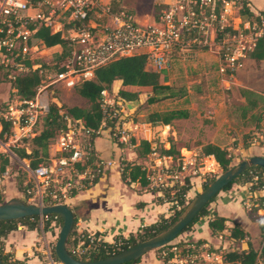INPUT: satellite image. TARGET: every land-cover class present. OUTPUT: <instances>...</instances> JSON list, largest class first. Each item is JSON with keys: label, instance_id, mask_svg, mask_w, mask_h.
Returning <instances> with one entry per match:
<instances>
[{"label": "built area", "instance_id": "2783aa9c", "mask_svg": "<svg viewBox=\"0 0 264 264\" xmlns=\"http://www.w3.org/2000/svg\"><path fill=\"white\" fill-rule=\"evenodd\" d=\"M243 5L242 0H173L159 10L152 23L141 24L129 10H113L111 0H0V72L2 81L9 87L3 99L5 105L0 109V119L11 126L4 137L8 136L13 143L41 128L49 111L47 87L73 88L84 80L93 79L96 68L121 57L143 55L146 68L160 73L162 69H169L173 56L184 59L193 53L195 46L213 45L218 71L221 75L231 76L242 67L245 54L253 50L264 32V17L249 20L240 14ZM41 25L60 34L68 53L59 62L60 70L53 76L46 77L44 73L35 87L34 96L24 98L18 94L14 82L39 67L33 62L34 58L46 47L40 41L33 42L32 38ZM109 91H100L98 103L102 119L97 132L108 127L120 143L129 144L131 137L125 127L129 113L124 111L125 104L116 92L111 90L113 99L109 97ZM63 117L66 126L55 144L57 153L51 163H39L29 168L37 189L36 204L63 203L74 189L93 183L103 168L101 161L93 168L89 165L91 131L80 120L66 114ZM1 129L0 123V132ZM78 133L86 138V142L78 140ZM5 146L9 144L0 141V148ZM150 152L159 155L157 160L175 158V164L160 161L156 164L166 175L170 171L174 178L190 164L181 155L161 156L153 148ZM68 170L69 179L65 180L64 174ZM6 173L7 169L4 170ZM72 174L75 180L70 178ZM258 177L264 180V170L260 175H254L255 179ZM162 184L157 187L173 185ZM43 218L46 215L40 216V220ZM100 240L103 239L91 232L78 234L70 252L82 256ZM172 250L175 253L165 264H193L202 257L220 263L222 258L221 253L209 250L207 244H190V249L185 252L177 251L175 246ZM48 260L51 264H60L50 255Z\"/></svg>", "mask_w": 264, "mask_h": 264}, {"label": "rangeland", "instance_id": "374dc122", "mask_svg": "<svg viewBox=\"0 0 264 264\" xmlns=\"http://www.w3.org/2000/svg\"><path fill=\"white\" fill-rule=\"evenodd\" d=\"M149 1L150 0H120V5L122 9L129 10L132 14L134 13L133 10L135 8L136 13L138 14L137 11H139L142 7H147L148 4L145 5V3ZM242 2L244 3V0H242ZM136 16H138L136 19L142 24L147 20L145 17H142V15ZM210 47H213V51H209L210 48L208 45L195 46L193 47V53L184 59H179V57L173 56L170 59L169 69L160 70L162 80L178 90H184V96L180 95L179 97L173 99L167 98L161 101L151 102L147 101L149 96L147 93L150 89H138L137 93L139 96L137 95V99L132 100L136 101L132 110L129 111L126 106L125 108L127 111L123 109L126 113H129L126 116L125 121L127 124L125 127L129 136L132 137L136 143H138V141L142 138H150L151 147L156 151V154H160L161 148H167V143H173V145L175 144L177 146H185L188 149H195L192 153L193 163L188 164L185 170L180 171L177 178H174L170 171V174L166 175L164 169L159 168V166L155 164L154 161L156 156L159 155H155L153 152H149V155H147L146 158H136L134 160L136 163L142 164L146 167L150 177V183H152L153 186L160 185L161 183H163L162 185H170L172 183L174 185V183H176L175 181L182 182L184 177L188 178L191 189L185 197V207L197 195V193L204 188V184H209L210 179H214L222 172L213 157L202 158V156L199 155L200 147L203 144L212 142L220 147L226 148L232 157L229 167L247 159L250 156H264V128L256 126L255 121L250 117V112H248L245 116H242L239 109V107L244 104V99L239 92L241 88L264 93V58L259 62L253 61L250 59L249 53H247L243 58L242 67L239 68L237 72L231 76L221 75L217 69V60H214V55H217L215 46L211 45ZM60 52L61 46L55 45L45 48L40 53L36 54V59L38 61L51 65L45 72L46 77L53 76L55 74V66L53 65L57 63L55 57ZM3 83L4 82L1 80L0 89H2V87L4 88V86H2ZM5 87L7 88L5 89L6 91L4 94L7 96L9 87L6 85ZM74 87H47L46 97L48 99V103L55 101L58 105L63 104L65 106L89 108L90 103L80 97L75 92ZM111 89L109 91V97L114 99L115 96L113 95V92H111ZM120 89L117 90L116 95ZM2 96L3 94L0 93L1 105L3 103L2 99H4ZM152 112H158L163 115H173L169 123L177 132V136H174V134L171 133V130H167L168 128L166 126L168 125L159 122H149L148 114ZM43 121L44 118L42 120L41 128L43 127ZM12 133L13 130L10 134ZM60 134L61 132L57 131L53 142L48 146L49 155H53V153L57 151L55 144ZM24 138L11 143L8 136L4 137V135H0V141L2 144H9V146H5L7 148H0V153H3V156L7 158V164L5 166L7 173H2L3 178L1 179L9 183V185L6 184L8 185L7 187L3 184V187L1 186L0 189V191L4 190V193L2 194L5 197L3 202L6 201V197H8L10 193L15 190L14 186H17L19 180L24 179L29 185L25 194H22L24 198L26 196L25 202L37 203V189L34 186L35 182L33 177L28 174V171L30 172V160H26L25 163L27 165L23 166L21 162L22 159H20L14 151V148H22L23 146L27 153H30L32 144L29 139L31 137L27 140H23ZM77 138L80 141L86 142V138L81 133H78ZM22 140L23 142H21ZM136 143L134 144L130 141V143L127 144V148L134 150ZM179 155H184L186 157L187 153L183 150V152H180ZM92 156L93 159L89 162L91 168H93L92 166H94L95 163H99L100 161L94 151L92 152ZM165 156L168 155L165 154ZM145 160L147 162L146 164L143 163ZM213 160L215 162H213ZM43 164H50V161L48 160ZM103 165H105V163ZM64 177L65 180H68L69 174L66 172ZM70 178L75 180V176L73 174ZM252 179L257 180L254 176ZM238 180L239 181L233 183L229 189L244 191L245 185H249V183L243 182V178ZM14 181L16 182L15 184ZM158 188L167 189L169 186H161ZM243 207L248 211L250 218L254 222V226L249 228L247 235L251 238L252 244L257 246L260 240V233L258 231L259 227L257 223L258 215L264 216V213L258 212V210L255 211L256 206L252 204V198H250V195L243 201ZM18 226H20L21 229H23V227L26 228V226L22 224H17V227ZM56 227L58 235L60 226ZM53 228L54 226L50 225V227L45 231L43 221L39 218L37 229H35L36 239L33 241L34 244L30 251V253L37 252L38 255L42 256V260L46 264H51L48 260V255L55 260L52 256V251L57 235L54 236L56 232ZM190 229L191 228L188 230ZM49 231L53 233V236H47L46 232ZM182 233H184V231ZM229 233L230 231L225 229L221 241L229 240ZM180 234L170 243L165 244V246L152 250L154 256L156 258L163 259L167 252L172 250V245H175L180 241L182 242V238H179ZM187 237L190 236H188V234L183 236V238ZM15 239L16 237L11 238L6 236L2 240L4 251L13 253L12 259L16 258L15 253L12 252L14 251L16 245ZM242 239L245 238L243 237ZM195 241L196 240L190 242L194 243ZM216 241L217 239L213 237L209 242L211 244V246L209 244V247L217 245L218 242ZM234 244L235 246L231 243L229 247L234 250L241 251L239 245L240 243L238 242ZM25 245L27 246V243H24V246ZM34 247H36L37 250H35ZM179 250L180 249L177 248V251ZM27 251L29 252V249ZM18 253L23 262L29 257L27 252L20 253L19 251ZM203 259L204 258L202 257L200 260L203 264H219L214 262V260L207 261ZM166 260H163L164 264L166 263ZM55 261L58 262L57 260ZM220 262H222L221 264H226L223 256Z\"/></svg>", "mask_w": 264, "mask_h": 264}, {"label": "trees", "instance_id": "16d2710c", "mask_svg": "<svg viewBox=\"0 0 264 264\" xmlns=\"http://www.w3.org/2000/svg\"><path fill=\"white\" fill-rule=\"evenodd\" d=\"M111 6L113 10L122 9L120 5V0H111ZM240 14L246 16L249 20H259L260 16L264 17V11H261L258 15H253L249 10L248 6L244 4L240 9ZM33 42L40 41V44L44 45L46 48L60 45L61 52L56 55L57 63L55 66V72L60 70L59 62L66 56L68 53V48L65 40L60 36L59 33H53L47 26H39L33 36ZM249 57L257 62L261 61L264 58V32L262 36L257 40L255 47L252 51L249 52ZM36 64H39V67L29 72L26 75L19 77L14 85L17 89L18 94L24 98H31L34 96L35 87L41 81L42 75L46 70L51 66L48 63L38 61L34 58ZM30 65V63L28 62ZM0 72V81L1 78ZM120 79L123 86H147L150 88L151 93L149 94L147 101L157 102L167 98H177L180 95L184 96V90H178L172 85L163 84L160 80V73L157 71L149 70L146 68L145 57L143 55L136 56H126L121 57L117 60L111 61L108 64L102 65L95 69L94 78L88 79L77 84L75 92L87 100L90 103L89 108H82L79 106H65L63 104L58 105L57 102L51 101L49 103V111L44 117L43 127L38 130V132L29 139L32 144L30 153L23 148H14L15 154L20 158H31L29 167L33 168L39 163H45L48 161V146L53 142L55 133L65 128L66 121L63 117L64 114L68 115L71 119L80 120L82 125L89 129L90 132V142L94 137L98 135L97 130L101 128V119L102 114L99 108L98 99L100 96V91L102 89H111L112 83L114 80ZM240 95L244 99V104L239 107L242 116H245L250 112V117L255 121L256 126L264 128V93L257 92L254 90L241 88L239 90ZM117 96L121 100H134L137 99V93L127 90L120 89L117 93ZM3 102V101H2ZM1 105V104H0ZM5 104L2 103L0 109ZM62 111L63 113H60ZM173 115H163L158 112H152L148 114V121L151 123H164L167 124L170 122ZM2 126L0 135H3L5 132L9 133L11 126L10 123L0 119ZM108 124H112L108 122ZM27 140V139H23ZM22 140V142H23ZM131 143H136L135 140L131 137ZM137 149L138 156H146L151 151V141L147 139H140L135 145ZM13 151V152H14ZM93 152V151H92ZM200 152L204 156H212L215 161L218 163L222 171L229 168L232 161V157L229 154L228 150L219 145L207 142L200 147ZM161 154H167L175 156L179 151L170 144L167 148L160 149ZM3 153H0V172L5 170L7 164V158L3 156ZM93 159V156L90 157L89 161ZM263 171L259 166H251L244 170L239 176L233 179L232 182L227 184L222 190H227L235 182H238V179L243 178V182L249 183L248 190L252 194L256 190H264V180L258 177L257 180H253L254 175H260ZM121 178L125 182H139L142 186H148L150 183L149 176L145 168L141 164H138L134 161H122L121 162ZM245 178V179H244ZM97 177L94 178L95 182ZM24 179H20L17 184L19 191L25 194L27 183L23 185ZM213 179H210L209 182H212ZM208 184H204L206 187ZM191 189L190 181L188 178L184 177L182 182H176L172 187L169 186L167 189H160L161 195L156 197L158 202H169L170 214L167 216L161 215L155 222L143 225L135 234H130L128 237L119 236L113 242H107L100 240L98 244L89 249L87 253L82 256H77L70 252V247L73 243L77 241V236L75 235V222L74 218L72 230L69 238L67 239L66 247L68 251L78 259L83 260H95L106 257L108 255L114 254L122 249H125L136 242L143 240L145 238L151 237L171 226L175 220L178 218L180 213L185 207V197L189 190ZM250 194V197L253 196ZM215 196L201 209L198 215L193 219L188 226H186L183 231L188 230L191 226L201 217L207 213L208 204L214 200ZM257 206L255 211L259 206L263 207L264 204V191L261 196H256ZM3 198L0 194V204L3 203ZM25 202V198L21 199ZM251 212V211H250ZM256 214V213H255ZM54 216H56L54 218ZM39 216H29L16 220H6L0 221V260L3 264H22L23 260L12 259L13 253L4 251L2 240L7 236L9 232L17 228V224H22L26 226L28 230L37 229V223L39 222ZM228 219L222 216H214L209 222L208 226L210 228L211 234L216 235L217 233L222 232L227 228L226 221ZM43 227L46 231L50 225L60 226L61 218L55 214H48L46 218H43ZM258 227L260 231L259 243L257 246H254L252 242H248L247 249L244 251H237L234 249L226 250L222 256L226 264H264V216L258 215ZM230 231V237L234 241H239L245 236L243 229L237 224L234 223L232 227L227 228ZM182 231V232H183ZM98 235L97 233L95 234ZM202 240L193 242H184L180 241L176 243L175 246L180 249L181 252H185L186 249H190V244L198 245ZM165 246V245H164ZM174 251H168L166 256L163 257V260H166L174 255ZM52 256L55 260L54 250L52 251ZM40 263L46 264L42 260V256L39 255ZM140 260L129 261L123 264H136Z\"/></svg>", "mask_w": 264, "mask_h": 264}, {"label": "crops", "instance_id": "0c3cea01", "mask_svg": "<svg viewBox=\"0 0 264 264\" xmlns=\"http://www.w3.org/2000/svg\"><path fill=\"white\" fill-rule=\"evenodd\" d=\"M173 2V0H150L145 3L148 4L147 7L141 8L136 13L134 8V17L136 19V15H142L147 20L143 24L152 23L156 16L158 15L159 10L162 7H165L168 3ZM249 8V10L253 13V15H258L261 11H264V0H244V3ZM246 17V16H245ZM137 20V19H136ZM138 21V20H137ZM139 22V21H138ZM141 23V22H139ZM142 24V23H141ZM209 46V45H208ZM209 51L212 50L213 47L209 46ZM213 51V50H212ZM215 53V52H214ZM251 59V58H250ZM214 60H217V55H214ZM253 60V59H252ZM263 60V59H262ZM261 60V61H262ZM255 61V60H253ZM161 83H165L160 76ZM7 84H2L4 88L0 89V93L3 94V98L5 99V89ZM170 85V84H168ZM67 88V87H64ZM111 90L117 92L118 89H127L133 92H138V89H150L147 86H123L120 79H116L113 81ZM151 91H148L147 94H150ZM139 96V94L137 93ZM81 97V96H80ZM3 100V99H2ZM171 121V120H170ZM166 126L171 130L174 136H177V132L168 122ZM41 129V128H40ZM39 129V131H40ZM38 132V131H37ZM36 132V133H37ZM35 133V134H36ZM35 134L29 136L33 137ZM26 137L24 139H28ZM150 139V138H149ZM147 139V140H149ZM22 142V141H21ZM137 144V143H136ZM168 147L170 144L167 143ZM127 144L120 143L111 133L108 127L103 128L100 133L92 140V149L95 152L98 159L102 162L103 170H101L95 182L91 183L88 186L74 189L73 192L69 194L66 198L62 200L63 203L67 204L73 213L75 222V235L86 232H91L94 234H98L97 236L102 238L104 241L113 242L116 237L123 236L128 237L130 234H135L139 228L143 225H148L155 222L161 215L167 216L170 214L169 206L171 203L169 202H158L156 200L157 196L161 195V190L157 186H153L152 183H149L148 186H142L139 182H125L121 178V162L122 161H134L136 158H146V156H138L137 149L135 147L134 150H130L127 148ZM180 154V152L187 153L185 159L193 163L192 153L195 149H188L185 146H177L173 145ZM53 155H49L48 151V160L50 161ZM161 154V153H160ZM176 155V156H177ZM199 155L202 158L212 157V156H204L199 152ZM133 156V157H131ZM161 156H165V154H161ZM161 158V157H160ZM30 160L31 158H22V165L26 166V160ZM99 161V162H100ZM163 164L173 163L175 164V158L171 160L166 159H155V164L158 162ZM110 162L108 165L107 163ZM135 162V161H134ZM51 163V162H50ZM120 163V165H119ZM143 163H147L146 160ZM42 164V163H41ZM139 164V163H138ZM142 165V164H141ZM143 168L144 165H142ZM147 171V170H146ZM70 175V170L66 171ZM4 172H0V189L1 186H8L5 180H2ZM28 174L31 173L28 171ZM148 174V172H147ZM149 176V175H148ZM16 182L14 181V184ZM8 184V185H6ZM26 184V180L23 181V185ZM249 185H245L244 191H236V190H221L207 206V213L204 216H201L192 226L190 230L184 231V233L180 234L179 238H182L184 242H190L193 240H202V242L198 245L207 244L208 249L214 253L222 254L230 248V244L232 243H240V250L244 251L247 249V243L251 241V238L248 237L247 232L249 228L254 226V222L250 218L248 211L243 207V201L246 197H248L251 193L248 190ZM14 191L10 193L6 199L10 198H24L22 196L23 192L19 191L17 186H14ZM6 191V190H5ZM4 190L0 191L1 197L4 199L5 197L2 195ZM263 194V190H256L251 195L252 204L257 206L256 196H261ZM30 197V196H29ZM26 198V196H25ZM251 198V197H250ZM258 212L264 213V208L259 206L257 209ZM214 216H222L227 218L226 221L227 228L233 226L234 223H237L245 232V239H241L239 241H234L230 237V233L228 234L229 240L221 241L222 236L224 234V230L216 235L211 234L210 228L208 226V222ZM226 230H229L227 229ZM258 229V228H257ZM53 230L56 232L54 236L57 235V227L54 226ZM259 231V230H258ZM35 230H28L23 227L21 229L20 226L17 229L12 230L7 234L8 237L15 238L16 237V245L14 252L16 258L21 259L19 257V251L27 252L29 256L28 259L24 260L23 264H38L40 263V258L37 252L30 253L31 248L33 246V241L36 239ZM49 233V234H48ZM260 233V231H259ZM47 236H53L52 232H46ZM185 234H188L187 238H183ZM260 235V234H259ZM216 238L218 242L217 245H213V247H209V242L212 238ZM55 239V237H54ZM24 243H27V246H24ZM211 246V244H210ZM37 250L36 247H34ZM29 249V252L27 251ZM202 258H198L193 262V264H203L200 260ZM22 260V259H21ZM205 260V259H203ZM206 262V261H205ZM220 262L219 264H221ZM136 264H164L163 259L156 258L152 251L145 253L140 260Z\"/></svg>", "mask_w": 264, "mask_h": 264}, {"label": "water", "instance_id": "95a60500", "mask_svg": "<svg viewBox=\"0 0 264 264\" xmlns=\"http://www.w3.org/2000/svg\"><path fill=\"white\" fill-rule=\"evenodd\" d=\"M123 102L129 111L132 110L136 104V101L132 100H125ZM255 165L264 170V156H250L222 171L212 182L197 193L186 205L175 222L167 229L100 259H78L68 251L66 244L72 230L74 216L71 208L65 203L41 205L27 203L19 198H10L0 204V221L16 220L29 216L40 217L48 214L58 215L61 218V225L53 250L60 264H123L129 261H135L145 253L170 243L182 233L183 229L193 221L201 209L227 184L232 182L233 179L239 176L244 170ZM0 264H3L1 260Z\"/></svg>", "mask_w": 264, "mask_h": 264}, {"label": "bare ground", "instance_id": "6f19581e", "mask_svg": "<svg viewBox=\"0 0 264 264\" xmlns=\"http://www.w3.org/2000/svg\"><path fill=\"white\" fill-rule=\"evenodd\" d=\"M212 161V160H211ZM213 162H215L214 160H213Z\"/></svg>", "mask_w": 264, "mask_h": 264}]
</instances>
